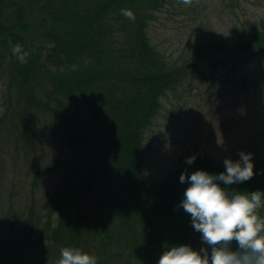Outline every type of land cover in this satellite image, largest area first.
<instances>
[{
    "label": "trees",
    "instance_id": "obj_1",
    "mask_svg": "<svg viewBox=\"0 0 264 264\" xmlns=\"http://www.w3.org/2000/svg\"><path fill=\"white\" fill-rule=\"evenodd\" d=\"M6 1L0 0V37L6 49L8 40L20 48V54L11 56L7 73L12 87L14 79L17 81L22 109L17 110L16 121L21 145L33 151L34 139L27 123L31 112L39 109L58 123L56 134L66 147L79 151L91 141L96 151L86 190L97 192L93 218H76V233L68 234V245H81V251L93 254L97 264H157L162 252L172 246L206 247L192 227L190 215L178 207L188 187L179 182V176L196 170L218 174L224 171L223 163L199 153L193 164L179 161L161 182H154L143 170L144 134L160 109V99L181 86L198 62L213 72L227 69L228 75L246 59L261 61L264 24L244 38L213 39L194 46L186 62L175 64L166 60L148 35L149 23L162 9V0H42L48 10V20L41 19L42 43L9 29ZM36 2L40 4V0ZM54 2L59 4L48 5ZM23 10L17 6L19 20ZM122 10H130L135 19L125 17ZM27 26L20 22L11 27ZM42 73L51 75L53 87L43 98L33 100L31 82ZM257 83L258 78L253 77L242 80V87L251 89ZM71 107L77 113L81 110L83 118L70 121ZM252 162V179L221 186L229 195L257 191L264 201V157L253 155ZM258 215L264 217V206ZM58 233L55 229L54 235ZM37 243L20 238L16 244L27 251ZM98 243L104 248L98 252L102 258L97 255ZM13 244L7 242L1 250L6 264L19 260ZM231 247L237 248L235 241ZM20 264L34 262L27 255ZM35 264L49 263L38 259Z\"/></svg>",
    "mask_w": 264,
    "mask_h": 264
},
{
    "label": "rangeland",
    "instance_id": "obj_2",
    "mask_svg": "<svg viewBox=\"0 0 264 264\" xmlns=\"http://www.w3.org/2000/svg\"><path fill=\"white\" fill-rule=\"evenodd\" d=\"M162 1V9L149 23L148 35L166 60L175 64L186 62L194 46L213 39L244 38L264 24V0H192L190 5L180 0ZM38 3L7 0L5 17L12 32L42 43L41 19L46 18L48 10L44 1ZM17 6L24 8L21 20ZM20 22L27 23V28L11 27ZM2 38L0 255L5 244L11 242L19 258L12 264H20L27 255L34 264L38 259L55 264L60 249L70 247L68 234L76 233V218H93L97 192L86 190L94 172L96 151L91 141L79 151L66 147L56 134L58 123L50 113L39 109L31 112L27 123L34 139L33 151L21 145L16 121V112L22 109L17 81L14 79L12 87L7 73L12 66L11 56L15 58L20 53H14L18 45L11 40L6 49ZM235 68L236 72L226 75L227 69L213 72L207 64L198 62L181 86L160 99V109L144 134L143 170L150 180L161 182L179 161L199 153L220 162L224 158L239 159L240 151L264 157V57L261 61L246 59ZM253 77L258 78L256 87H242V80ZM51 79L50 74L42 73L31 82L33 100L50 91ZM82 115L73 107L68 113L70 121L82 119ZM85 194L87 197H83ZM55 229H59L56 236ZM20 238H27L30 244L38 242L37 246L25 251L16 244ZM99 246L100 243L96 247ZM77 248L81 250V245ZM102 250L103 247L97 250L100 258L98 252ZM4 257L0 256V264H6Z\"/></svg>",
    "mask_w": 264,
    "mask_h": 264
},
{
    "label": "clouds",
    "instance_id": "obj_3",
    "mask_svg": "<svg viewBox=\"0 0 264 264\" xmlns=\"http://www.w3.org/2000/svg\"><path fill=\"white\" fill-rule=\"evenodd\" d=\"M180 2L190 5L192 0ZM122 14L135 19L130 10H122ZM13 51H19V46ZM252 155L240 151L235 161L224 158V171L218 174L205 170L181 173L179 182L188 187L178 207L190 215L191 225L206 247L194 250L184 244L172 246L162 252L157 264H264V217L258 215L264 206L261 194L253 191L229 195L221 186L252 179ZM195 160L192 155L185 158V163L191 165ZM233 241L237 244L235 250L231 247ZM55 264H97V259L78 248L63 247Z\"/></svg>",
    "mask_w": 264,
    "mask_h": 264
}]
</instances>
